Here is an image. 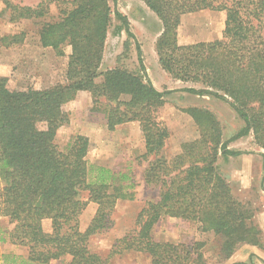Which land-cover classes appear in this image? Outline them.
<instances>
[{
	"label": "trees",
	"instance_id": "1",
	"mask_svg": "<svg viewBox=\"0 0 264 264\" xmlns=\"http://www.w3.org/2000/svg\"><path fill=\"white\" fill-rule=\"evenodd\" d=\"M2 1L11 21L45 18L56 4L59 18L43 22L41 45L60 56L65 55V46H71L65 84L15 90L0 77V217L14 224L11 243L27 249L26 255H0L2 264H51L65 256L71 257L68 264H110L112 256L130 250L147 254L149 264H205L202 242L153 238L154 226L167 216L198 222L202 231L220 237L226 258L242 242L261 244L254 210L235 197L218 171L221 151L234 156L241 152L228 149L214 114L199 107L187 109L200 137L183 143L181 152L168 159L163 150L170 131L158 111L172 90L160 91L152 84L138 42L137 71L100 70L113 21L109 0H41L35 7ZM143 1L163 24L156 42L163 69L176 79L204 85L184 88L187 92L230 101L244 122L231 140L253 133L264 149V0ZM205 9L225 12L222 38L180 44L182 16ZM115 16L122 23L120 30L135 39L126 15L116 11ZM4 39L11 40L7 46L21 41L16 34ZM81 90L89 91L94 102L105 98L109 103L105 112L110 130L126 122L140 123L142 157L154 158L144 170V181L159 189L158 199L147 201L138 214L136 228L118 238L106 258L91 250L90 239L110 227L117 201L134 198L135 185L129 168L90 164L86 158L90 140L85 135H78L66 150L58 147L57 132L69 121L62 106ZM123 95L129 100L122 101ZM82 192L88 194L87 201L81 199ZM88 201L96 202L98 209L82 231L80 216Z\"/></svg>",
	"mask_w": 264,
	"mask_h": 264
},
{
	"label": "rangeland",
	"instance_id": "2",
	"mask_svg": "<svg viewBox=\"0 0 264 264\" xmlns=\"http://www.w3.org/2000/svg\"><path fill=\"white\" fill-rule=\"evenodd\" d=\"M21 6H37L41 0H10ZM112 8V24L109 27L103 61L100 70L124 67L133 71L139 69L138 42L146 74L152 84L160 91L172 90L165 97V104L158 111V118L170 131L163 153L172 159L181 152L183 143L200 137V129L194 118L187 112L191 107L209 110L220 124L222 140L227 141L230 150L240 151L239 155L219 154L218 171L230 184L235 197L254 210L256 216L264 212V149L254 138V134L236 140L232 136L243 126L230 101L212 95H196L184 88H203L204 85L192 81L174 78L163 69L156 51V42L163 30L162 21L143 0H109ZM119 11L126 15L135 39L128 37L121 21L115 16ZM59 18L56 4L50 6L49 15L41 19L10 20V11L0 0V77L7 78L10 89L28 88L46 89L57 84L67 83L66 70L71 46H65V55L60 56L52 47H43L39 30L43 22ZM226 14L224 11L205 9L182 16L179 27V43L193 44L201 41H214L223 36ZM19 35L21 41L10 46L5 45L4 37ZM264 36V29L262 30ZM103 77L97 79L101 82ZM128 95L121 97L129 100ZM229 100V99H228ZM105 98L94 102L89 91H78L75 97L67 101L63 110L69 115V121L59 128L56 143L66 150L78 135L90 140L87 161L90 164L116 168L125 171L131 169L134 188L132 199H119L111 214V224L107 230L97 233L90 239V248L106 258L110 255L116 240L136 228L138 214L147 201L157 200L159 189L146 184L143 173L153 157L143 158L145 140L138 121L126 122L110 130L105 109ZM116 104L111 102L110 105ZM3 182L0 180V193ZM81 199H88L82 192ZM98 204L88 201L80 216V228L86 230L95 216ZM256 222V220H255ZM14 228L7 217H0V255L15 253L26 255L27 249L10 241L9 234ZM156 241L190 244L202 242L205 264H241L253 260L255 264H264V234L260 236V245L240 243L228 258L221 253L222 240L212 232H204L198 222L176 217H164L152 231ZM252 258V259H250ZM70 256L55 260L51 264H68ZM150 257L142 252L130 250L115 254L110 264H149ZM2 264V260H0Z\"/></svg>",
	"mask_w": 264,
	"mask_h": 264
},
{
	"label": "crops",
	"instance_id": "3",
	"mask_svg": "<svg viewBox=\"0 0 264 264\" xmlns=\"http://www.w3.org/2000/svg\"><path fill=\"white\" fill-rule=\"evenodd\" d=\"M256 223L258 224L259 228L262 230L264 234V212L256 216Z\"/></svg>",
	"mask_w": 264,
	"mask_h": 264
}]
</instances>
